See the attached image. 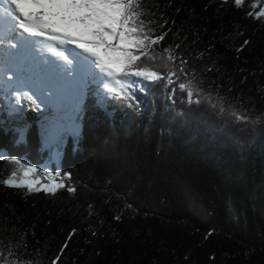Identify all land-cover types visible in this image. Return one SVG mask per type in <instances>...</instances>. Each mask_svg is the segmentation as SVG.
<instances>
[{"label": "trees", "instance_id": "obj_1", "mask_svg": "<svg viewBox=\"0 0 264 264\" xmlns=\"http://www.w3.org/2000/svg\"><path fill=\"white\" fill-rule=\"evenodd\" d=\"M142 3L168 21L157 35L172 29L155 51L173 46L170 63L181 53L188 60L177 85L193 79L195 68L193 83L205 94L229 113L247 110L256 123L238 122L207 101L189 103L163 83L138 93V108L113 100L98 109L90 85L79 135L68 131L57 157L56 139L43 143L42 108L24 101L13 112L5 89L0 155L21 158L41 176L46 169L71 173L67 184L76 191L6 187L15 166L0 161V260L50 264L75 230L58 264H264V17L247 14L262 11V3ZM16 116L27 127L22 141L12 131Z\"/></svg>", "mask_w": 264, "mask_h": 264}, {"label": "snow or ice", "instance_id": "obj_2", "mask_svg": "<svg viewBox=\"0 0 264 264\" xmlns=\"http://www.w3.org/2000/svg\"><path fill=\"white\" fill-rule=\"evenodd\" d=\"M243 3L244 0H234L237 7ZM247 14L257 19L264 17V11ZM147 15L153 19L146 20ZM155 17L154 12L144 7L142 0H0V93H5L6 89L13 112L22 111L24 101L40 110L42 105L47 107L70 99L71 124L65 130L73 137L79 135L81 103L89 85L96 86L98 109L106 110L113 100L138 108V93L163 83L170 94L175 92L176 88L172 86L176 85L181 93H186L189 103L207 101L212 108L221 114H230L238 122L256 123L247 115V110L237 114L233 108L229 113L224 103L213 101L211 92L205 94L200 81L193 83L195 68L192 69L193 79L177 85L182 76L188 75V60L181 53L178 64L170 63L177 59L173 46L155 51L154 46L160 45L172 30L168 28L157 35L156 29L164 28L168 21L164 19L160 23ZM174 48L180 49L181 45L175 44ZM164 53L168 55L165 57ZM12 131L21 141L27 135V127L23 125ZM49 135L56 139L55 155L59 157L64 140L62 130L53 126ZM0 161L15 166L9 178L3 181L6 187L50 195L61 189L70 193L76 191L67 184L71 173L46 169L41 176L36 167L21 158L0 155ZM21 172L23 179H19ZM91 207L89 205V209ZM120 218L119 214L114 217ZM74 233L75 230L68 240ZM68 240L50 264H58L68 247ZM0 264H8L7 259L0 260ZM26 264L33 262L29 259Z\"/></svg>", "mask_w": 264, "mask_h": 264}, {"label": "rangeland", "instance_id": "obj_3", "mask_svg": "<svg viewBox=\"0 0 264 264\" xmlns=\"http://www.w3.org/2000/svg\"><path fill=\"white\" fill-rule=\"evenodd\" d=\"M262 4H260L262 7V11H264V0H259ZM72 102L70 99H65L61 101L58 104H49L47 108L45 106H41L42 108V115H41V122L39 123V126L42 131L43 135V143L46 146H50L53 141H55V138H53L51 135H49V130L53 128V126L58 127L62 130L63 136L68 132L65 130L66 128L70 127L71 121L69 117L72 114ZM15 122H17V125L21 126L23 125L22 121L19 119V117H15ZM13 119L10 121V125H13ZM24 126V125H23ZM45 171H42V174H44Z\"/></svg>", "mask_w": 264, "mask_h": 264}]
</instances>
